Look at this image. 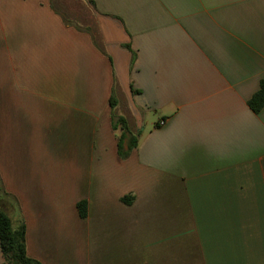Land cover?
<instances>
[{
    "label": "crops",
    "instance_id": "0c3cea01",
    "mask_svg": "<svg viewBox=\"0 0 264 264\" xmlns=\"http://www.w3.org/2000/svg\"><path fill=\"white\" fill-rule=\"evenodd\" d=\"M81 2L91 23L0 0V187L27 255L264 264V0Z\"/></svg>",
    "mask_w": 264,
    "mask_h": 264
},
{
    "label": "trees",
    "instance_id": "16d2710c",
    "mask_svg": "<svg viewBox=\"0 0 264 264\" xmlns=\"http://www.w3.org/2000/svg\"><path fill=\"white\" fill-rule=\"evenodd\" d=\"M111 105L113 99H110ZM250 109L257 113L264 106V79L260 80L259 88L251 95L247 101ZM119 124L125 128V121L122 117H118L114 127ZM122 135L119 136L118 151L120 156H125L127 152L121 149ZM131 145L136 144L135 138L131 139ZM9 194L0 187V250L4 261L7 264H42L36 258L30 257L26 253L25 245V223L23 219L19 222H14L7 212L4 201ZM12 198L11 196H9ZM14 199V198H13ZM15 201V199H14ZM16 203V201H15ZM78 213L81 217L87 213L86 200H80L76 203Z\"/></svg>",
    "mask_w": 264,
    "mask_h": 264
},
{
    "label": "rangeland",
    "instance_id": "374dc122",
    "mask_svg": "<svg viewBox=\"0 0 264 264\" xmlns=\"http://www.w3.org/2000/svg\"><path fill=\"white\" fill-rule=\"evenodd\" d=\"M57 5L61 13H63L67 19L75 20L78 24L91 23L93 21V15L91 10L86 7L81 0H56ZM87 18L85 22L82 19ZM10 200L15 203L14 199ZM16 206V204H13Z\"/></svg>",
    "mask_w": 264,
    "mask_h": 264
}]
</instances>
